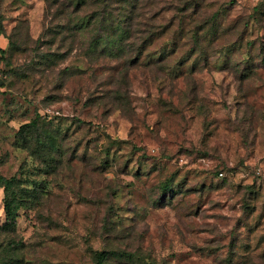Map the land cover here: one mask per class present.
I'll use <instances>...</instances> for the list:
<instances>
[{
    "label": "rangeland",
    "instance_id": "1",
    "mask_svg": "<svg viewBox=\"0 0 264 264\" xmlns=\"http://www.w3.org/2000/svg\"><path fill=\"white\" fill-rule=\"evenodd\" d=\"M78 1L0 0V264L263 263L264 0Z\"/></svg>",
    "mask_w": 264,
    "mask_h": 264
},
{
    "label": "trees",
    "instance_id": "2",
    "mask_svg": "<svg viewBox=\"0 0 264 264\" xmlns=\"http://www.w3.org/2000/svg\"><path fill=\"white\" fill-rule=\"evenodd\" d=\"M84 0L78 1V3ZM28 124H24L27 126ZM23 126V127H24ZM17 180L14 176L4 177L0 175V189L3 190V209L8 221L5 222L6 227H12L16 218V209L25 206L27 201L24 188L17 189ZM115 252H109L105 250L94 252V264H105L110 255H114ZM252 264H264L252 263Z\"/></svg>",
    "mask_w": 264,
    "mask_h": 264
},
{
    "label": "built area",
    "instance_id": "3",
    "mask_svg": "<svg viewBox=\"0 0 264 264\" xmlns=\"http://www.w3.org/2000/svg\"><path fill=\"white\" fill-rule=\"evenodd\" d=\"M221 175V173H219Z\"/></svg>",
    "mask_w": 264,
    "mask_h": 264
}]
</instances>
